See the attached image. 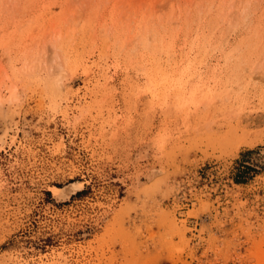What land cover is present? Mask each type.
Listing matches in <instances>:
<instances>
[{
    "label": "rangeland",
    "instance_id": "obj_1",
    "mask_svg": "<svg viewBox=\"0 0 264 264\" xmlns=\"http://www.w3.org/2000/svg\"><path fill=\"white\" fill-rule=\"evenodd\" d=\"M0 264H264V0H0Z\"/></svg>",
    "mask_w": 264,
    "mask_h": 264
},
{
    "label": "bare ground",
    "instance_id": "obj_2",
    "mask_svg": "<svg viewBox=\"0 0 264 264\" xmlns=\"http://www.w3.org/2000/svg\"><path fill=\"white\" fill-rule=\"evenodd\" d=\"M154 171H155V170H154ZM77 184H78V183H77ZM76 188L78 189V187L76 186V184H70L68 187L65 186V190H66V189H69V191H67V192H68L67 195L64 193L65 195L63 194V195H61V196L58 195V193H59V192H58V189H57V190L55 189V192H57V193H56V196H58V197H60V198H61V197L64 198V197L70 195L71 193L75 192ZM60 191H61V190H60ZM62 191H64V190H62ZM55 192H54V193H55ZM61 193H62V192H61Z\"/></svg>",
    "mask_w": 264,
    "mask_h": 264
}]
</instances>
